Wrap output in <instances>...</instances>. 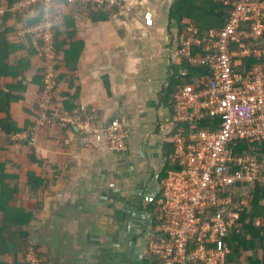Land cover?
Returning <instances> with one entry per match:
<instances>
[{
    "label": "crops",
    "instance_id": "0c3cea01",
    "mask_svg": "<svg viewBox=\"0 0 264 264\" xmlns=\"http://www.w3.org/2000/svg\"><path fill=\"white\" fill-rule=\"evenodd\" d=\"M18 1L0 0V8ZM123 2L124 14L117 16L98 4L82 9L60 4L64 17H74L71 27H62L65 48L76 41L82 43L73 50L78 56L73 66L62 52L59 75L61 72L63 77L56 97L68 110L88 107L99 111L102 129L87 135L39 124L45 85L42 89L36 76L44 74V60L31 35L21 33L40 17L9 10L0 16V28H9L5 33L10 43L2 51L12 50L5 60L15 66L14 72L21 70L16 76L0 73V90L22 82L19 89L12 90L20 99L10 109L19 129L8 134L0 125V145L4 146L0 162L20 186L13 206L36 209L28 233L32 246L43 253L38 256L40 264H144L156 234L163 199L161 176L167 162L172 164L173 154L168 151L173 100L167 96V88L174 67L182 61L178 48L183 32L170 17L175 0ZM92 11L98 13L91 15ZM58 32L56 22L57 37ZM252 58L243 56L239 62L249 67L264 65L261 56ZM5 116L0 109V119ZM115 117L122 119L128 131V148L122 152L109 147L105 132V125ZM29 170L49 180L40 206L22 196ZM252 187L246 191L248 207ZM157 199L158 207L152 212L150 206ZM261 225L258 221L257 226ZM25 256L19 254L17 262L25 264ZM252 256L243 253L230 264H249ZM13 258L2 259L12 264Z\"/></svg>",
    "mask_w": 264,
    "mask_h": 264
},
{
    "label": "built area",
    "instance_id": "2783aa9c",
    "mask_svg": "<svg viewBox=\"0 0 264 264\" xmlns=\"http://www.w3.org/2000/svg\"><path fill=\"white\" fill-rule=\"evenodd\" d=\"M223 2L231 6L224 27L200 32L191 24L178 48L179 55L208 66L211 74L194 78L174 94L171 161L176 166L162 180L156 234L148 246V256L161 264H227L224 240L240 229V212L248 207L246 191L262 179L257 153H239L238 148L243 142L264 140V65L239 62L243 56L260 57L264 52V0ZM90 3L114 16L124 14L123 0H19L0 8V16L9 10L40 17L21 33L31 35L44 60L39 124L84 135L102 129L99 111L68 110L54 102L61 65L56 22L64 17L60 4ZM195 46L202 51L193 53ZM207 119L210 124L200 126ZM105 132L112 150H127L128 131L121 118L108 121ZM38 253L31 249L25 263L40 264Z\"/></svg>",
    "mask_w": 264,
    "mask_h": 264
},
{
    "label": "trees",
    "instance_id": "16d2710c",
    "mask_svg": "<svg viewBox=\"0 0 264 264\" xmlns=\"http://www.w3.org/2000/svg\"><path fill=\"white\" fill-rule=\"evenodd\" d=\"M8 1L9 4H12L16 0ZM83 7L84 6L79 8L82 9ZM230 11L231 6L225 4L223 0H175L171 7L170 17L177 21L181 32H184L191 24H194L200 32H205L211 28H223L230 16ZM96 13L98 12L92 11L91 15H96ZM36 19L37 18L29 20L33 23ZM73 20V16H66L57 21L59 31V36L57 38L60 59L62 58V52H65V54L63 53V57L65 56L66 61L71 66H73L74 62L78 60V56H76V53L73 50L77 49V46L82 42L76 41L70 49H67L65 48L67 40H62L60 35L63 31L62 27H71V25L74 24ZM8 29L9 28H0V73L16 76L17 72L21 70L18 69L17 72H14L15 66L8 64L5 60V58L7 59L10 56L12 50L6 49L5 51H2L3 48H5V45H10V43L7 42L5 33ZM73 34L74 32L71 31L70 36H73ZM29 43H31V46L36 49L31 38ZM19 45L22 46V44ZM197 50L202 51V48L195 46L192 52L194 53ZM181 57L182 61L179 65L174 67V74L171 83L167 88V96L170 99L172 98L173 101L174 94L179 87L186 84H193L194 78L196 77L209 76L211 74V70L208 66L195 64L184 55H181ZM256 58L257 57L254 56L252 59ZM260 61L264 63V53L262 54ZM43 76V72L36 76L42 89L44 87ZM61 76L63 77V73L60 72L58 82L62 79ZM21 85L22 82L19 80L18 82L8 84L6 88L0 90V109L6 114L4 118L0 119V125L8 134L19 129L16 123L11 119L10 109L11 104L20 99L19 95L13 94L12 90L19 89ZM57 92L59 93V88ZM59 101L58 97H55L54 102L57 105L64 104ZM207 124H210L209 119L202 121L200 126H206ZM3 148L4 146L0 145V150ZM168 151L172 153L174 152L173 141L170 142ZM238 151L239 153H257L261 163H263V171L261 174V181L257 182L250 190V204L248 209H246L241 215L240 229L224 240L225 245L231 251L228 263L230 264L235 259H239L243 253H253V256L248 260L249 264H264V257L261 255L264 254V140H256L253 143L243 142L239 146ZM36 159L37 157L33 155V160L35 161ZM175 166L176 165L173 163L171 164V162H167L166 169L161 176V182L166 178L168 170L172 167L175 168ZM12 179L17 180V178L13 177L11 173L6 172L4 162H0V214L2 217L0 223V264H9L3 260L9 256H14L12 264H19L17 262V256L19 254L27 255L32 248H34V251H38V248L33 247L30 243L28 233V227L35 218L36 209L32 208L27 211L26 209L13 206L20 186L17 181H12ZM48 184V179L42 178L34 171L29 170L27 190L22 195L24 201L28 202L36 200L40 206L45 195L44 193L48 189ZM157 204L158 199L150 206L153 208L151 209L152 212H156L158 207ZM258 221H261V226H257ZM41 254L43 253H38V256ZM144 264H161V262L155 256L150 255L147 256Z\"/></svg>",
    "mask_w": 264,
    "mask_h": 264
},
{
    "label": "rangeland",
    "instance_id": "374dc122",
    "mask_svg": "<svg viewBox=\"0 0 264 264\" xmlns=\"http://www.w3.org/2000/svg\"><path fill=\"white\" fill-rule=\"evenodd\" d=\"M264 257V254H261Z\"/></svg>",
    "mask_w": 264,
    "mask_h": 264
}]
</instances>
